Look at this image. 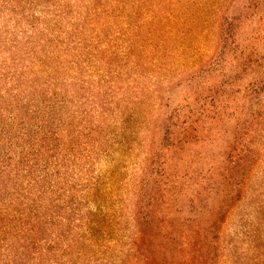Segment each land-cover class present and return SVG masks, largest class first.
I'll list each match as a JSON object with an SVG mask.
<instances>
[{
	"label": "trees",
	"instance_id": "1",
	"mask_svg": "<svg viewBox=\"0 0 264 264\" xmlns=\"http://www.w3.org/2000/svg\"><path fill=\"white\" fill-rule=\"evenodd\" d=\"M171 1L0 0V264L107 261L121 243L90 167L129 145L125 94L174 38ZM248 181L204 228L136 211L122 264H264V192L245 193Z\"/></svg>",
	"mask_w": 264,
	"mask_h": 264
},
{
	"label": "rangeland",
	"instance_id": "2",
	"mask_svg": "<svg viewBox=\"0 0 264 264\" xmlns=\"http://www.w3.org/2000/svg\"><path fill=\"white\" fill-rule=\"evenodd\" d=\"M169 11L174 38L125 94L135 112L129 145L98 150L90 167L122 235L107 261L89 264L123 263L136 211L152 213L157 228L187 231L209 225L242 177L245 193L264 192V0H172Z\"/></svg>",
	"mask_w": 264,
	"mask_h": 264
}]
</instances>
